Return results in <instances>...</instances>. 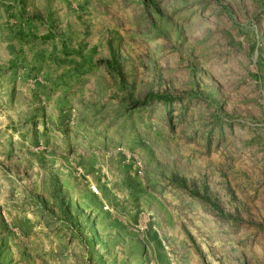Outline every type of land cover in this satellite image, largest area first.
Instances as JSON below:
<instances>
[{"label": "rangeland", "instance_id": "374dc122", "mask_svg": "<svg viewBox=\"0 0 264 264\" xmlns=\"http://www.w3.org/2000/svg\"><path fill=\"white\" fill-rule=\"evenodd\" d=\"M0 264H264V0H0Z\"/></svg>", "mask_w": 264, "mask_h": 264}, {"label": "built area", "instance_id": "2783aa9c", "mask_svg": "<svg viewBox=\"0 0 264 264\" xmlns=\"http://www.w3.org/2000/svg\"><path fill=\"white\" fill-rule=\"evenodd\" d=\"M92 189H93V191H95V193H97V194L100 192L97 186H93Z\"/></svg>", "mask_w": 264, "mask_h": 264}]
</instances>
